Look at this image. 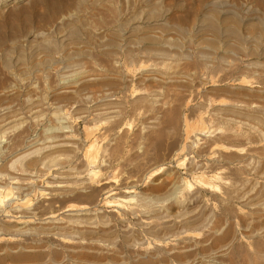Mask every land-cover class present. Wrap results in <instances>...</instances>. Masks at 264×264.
<instances>
[{
    "label": "rangeland",
    "instance_id": "374dc122",
    "mask_svg": "<svg viewBox=\"0 0 264 264\" xmlns=\"http://www.w3.org/2000/svg\"><path fill=\"white\" fill-rule=\"evenodd\" d=\"M0 187V264H264V0H0Z\"/></svg>",
    "mask_w": 264,
    "mask_h": 264
},
{
    "label": "bare ground",
    "instance_id": "6f19581e",
    "mask_svg": "<svg viewBox=\"0 0 264 264\" xmlns=\"http://www.w3.org/2000/svg\"><path fill=\"white\" fill-rule=\"evenodd\" d=\"M207 19H209V17ZM213 20H215V19H213ZM209 21H210V19H209ZM215 23H216V20H215ZM215 23H214V25L210 26V28L212 27V30H213V27L216 28V26H217V25H215ZM234 30H236V29H234ZM214 31H216V30L214 29ZM219 31H220V29H219ZM47 61H49V60H47ZM38 64H39V62H38ZM92 146H93V142L88 146V148L86 149V151L84 153V157H85L86 161H88V162L94 161L95 157H96V155L94 154L96 152H94V151L92 152ZM214 186L215 185H213V187ZM9 189L10 188L5 189V188H1L0 187V211H5V208L2 209V207L4 205L3 204L4 203V198L8 197L12 193V190H9ZM73 193H75V192L68 191L66 193V192L61 191V190H60V192H57V194L56 193H52V194L50 193V197H46L45 198L46 201L42 202L41 204L35 205L32 208H29L30 199L29 198H25L26 196H24L22 198V200L20 201V203H21L20 206L22 207V209H20L19 211L15 210L14 213H11V217L17 218L16 224H21V223L27 224V223H33L34 222L35 226H34L33 229L36 231V234H38V235H48V236H57V237L60 236V237H64V238H68V237L69 238H73L75 236L73 234V232H76V233H81V235L83 237H86V235L87 236L88 235H91V236L95 235V237H96V234H97V237L101 236V238H102L103 235L112 232L111 229L109 228L110 226L107 227V223L108 222L106 221L107 220L106 218H104L105 220H103L102 218L101 219L99 218L100 220L97 221V222H94L92 220L88 221V219H89L88 217H87L88 218L87 220L86 219L85 220H82V219L81 220L80 219L79 220L78 219H76V220H71V219L63 220L62 218H56V216H54L55 209L57 208L56 206H58V210H60L62 208H65V206L64 207H61V206H63V204L66 201H71L72 199H74V194ZM116 206H119V205L116 204ZM43 207H47L48 211L44 212L43 214L39 213V211H40L39 209L43 208ZM69 209H72V207L67 206V209H65V210L68 211ZM78 210H82L83 211V210H86V208L79 207ZM8 212L9 211L7 210V213ZM13 215H19V216H13ZM36 220H38V222H35ZM96 225H98L100 228L99 227L97 228ZM15 227L16 226H14V225H11V226H8V225H4L3 226L2 225L0 227V236L7 234V235H10V237H13L12 239L16 240V237L18 238V236L20 237V236H24L25 235V230L26 229L22 230V228L20 229V228H15ZM79 228H85V229H79ZM31 229L32 228L30 227V230ZM28 230H29V228H28ZM27 232H29V231H27ZM29 234H31V233H29ZM110 234L112 235V233H110ZM77 235H79V234H77ZM109 238L111 239V237H109ZM98 239H100V237H98ZM23 240L26 241L28 239L25 238ZM96 240H97V238H96ZM123 240H125V239H123ZM100 241H102V240H100ZM24 243H26V242H24ZM21 244L22 243H20V244L16 243L13 246H8L10 249H12V251L8 252V253L6 252V248L5 247L0 246V261L7 255L10 256V257H16L17 259H19L20 257H22V258L25 257L26 258V256H28L29 254L31 255V253L28 254V252H33V251H34V253L36 252L35 251L36 250L35 249L36 246L34 244H26V246L21 245ZM19 246H21V247H19ZM37 252H39V251L37 250ZM36 254H38V253H36ZM35 256H37V255H35ZM28 257H30V256H28ZM22 258H21V260H22Z\"/></svg>",
    "mask_w": 264,
    "mask_h": 264
}]
</instances>
